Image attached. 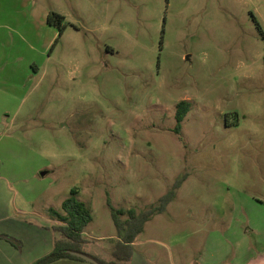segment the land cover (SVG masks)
Returning <instances> with one entry per match:
<instances>
[{"label": "rangeland", "instance_id": "374dc122", "mask_svg": "<svg viewBox=\"0 0 264 264\" xmlns=\"http://www.w3.org/2000/svg\"><path fill=\"white\" fill-rule=\"evenodd\" d=\"M2 181L53 243L48 209L78 187L84 250L106 262L109 202L141 212L176 190L141 235L159 260L263 226L264 0H0Z\"/></svg>", "mask_w": 264, "mask_h": 264}, {"label": "crops", "instance_id": "0c3cea01", "mask_svg": "<svg viewBox=\"0 0 264 264\" xmlns=\"http://www.w3.org/2000/svg\"><path fill=\"white\" fill-rule=\"evenodd\" d=\"M3 182H0V225H5L4 229L0 226V235H10L19 241L22 240L24 243L20 250L6 239L4 240L0 237V264H32L35 260L52 250V237L31 224L33 223L31 221L37 219H33L34 217L28 218V216L35 213L32 211L27 212L28 206L24 205L27 203L26 201H24V204L22 201H15L9 183ZM12 209H16L14 210L15 212ZM17 216H22L23 220L17 221ZM7 220L11 221V223H8ZM250 222H247L249 229L245 232L246 234H240L239 239L229 240V245L221 243L224 248L227 247L228 249L222 250L223 252L221 250L217 252L211 251V254L204 251L200 260L195 264H264V225L258 226H262L260 230L256 226L254 228ZM29 228H36L34 230L35 233H30ZM84 234L86 235L87 233L85 232ZM141 235L133 243L134 253L129 264H187L188 256L185 251L178 254L177 259L174 261L169 256L165 260H159L156 254L151 251L147 254L142 253L139 248L144 247L146 241H141ZM52 264L91 263L66 259Z\"/></svg>", "mask_w": 264, "mask_h": 264}, {"label": "trees", "instance_id": "16d2710c", "mask_svg": "<svg viewBox=\"0 0 264 264\" xmlns=\"http://www.w3.org/2000/svg\"><path fill=\"white\" fill-rule=\"evenodd\" d=\"M64 19L62 15L56 12H52L48 16L49 24L60 25L61 27L63 26ZM258 26L261 28L259 23ZM62 34L63 30L60 32V35ZM190 111L191 103L189 101L183 100L178 103L175 114L176 126L174 129L176 134L181 133L183 121ZM79 193V188L74 187L71 190L70 196L62 202L60 211L52 208L49 210L61 222V225L53 227L55 235L58 236L54 239L52 250L35 260L32 264H52L66 259L85 262L83 259L71 255V251L84 253L96 259L100 264H129L134 253L133 243L143 233L146 223L153 216L165 212L167 206L176 196V190H171L160 198L158 204H153L141 212L134 208H114L109 202V206L112 207V217L119 242L116 244V248L112 254L114 260L106 262L84 250V246L89 242L84 233L88 225L93 221V215L86 203L79 199ZM123 217H126V219ZM2 237L18 249H21L23 246V243L14 237L9 235H2Z\"/></svg>", "mask_w": 264, "mask_h": 264}, {"label": "water", "instance_id": "95a60500", "mask_svg": "<svg viewBox=\"0 0 264 264\" xmlns=\"http://www.w3.org/2000/svg\"><path fill=\"white\" fill-rule=\"evenodd\" d=\"M70 254L73 256H76L80 259H83L84 261L89 262L91 264H100L96 259H94V258H92V257H90L84 253L71 251Z\"/></svg>", "mask_w": 264, "mask_h": 264}]
</instances>
